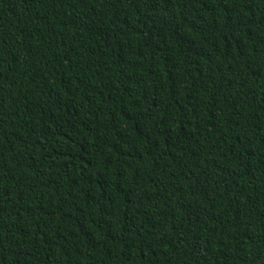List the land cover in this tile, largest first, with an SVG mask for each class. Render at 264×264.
Returning <instances> with one entry per match:
<instances>
[{"label": "trees", "instance_id": "obj_1", "mask_svg": "<svg viewBox=\"0 0 264 264\" xmlns=\"http://www.w3.org/2000/svg\"><path fill=\"white\" fill-rule=\"evenodd\" d=\"M0 264H264V0H0Z\"/></svg>", "mask_w": 264, "mask_h": 264}]
</instances>
